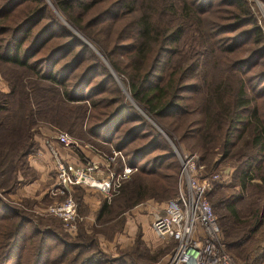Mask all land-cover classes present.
Returning <instances> with one entry per match:
<instances>
[{"label": "trees", "instance_id": "trees-1", "mask_svg": "<svg viewBox=\"0 0 264 264\" xmlns=\"http://www.w3.org/2000/svg\"><path fill=\"white\" fill-rule=\"evenodd\" d=\"M52 1L101 49L132 98L150 116L161 124L165 118L180 120L179 125L164 127L188 150L199 153L200 165L236 158L240 190L254 182L262 203L249 212L242 230L246 235L236 236L237 241L229 244L240 246L253 240L264 224V175L260 174L264 168V68H256L264 56V35L248 0ZM224 5L231 8L223 9ZM169 55L173 58L165 72L162 58ZM0 64L13 70L0 66L6 84L5 90L0 89V141L12 139L6 148L16 157L10 164L0 161V176H5L0 178L2 192H13L20 183L19 164H24V158L28 164V157L39 148L34 138L37 128L44 122L59 126L71 113L87 121L79 131L84 133L81 138L108 150L120 149L136 167L134 173L157 175L160 159L174 157L168 145L149 130L147 121L122 102L116 86L105 89L110 73L100 71L90 47L50 12L45 0H0ZM107 92L113 96L103 95ZM48 95L57 107L44 104ZM49 111L55 121L45 120ZM6 119L13 121L9 128ZM53 128L75 133L73 127ZM137 139L141 143L133 145ZM156 150L163 153L152 155ZM173 179L176 183L177 176ZM213 182L210 191L215 188ZM133 186L143 189L144 183L137 179ZM81 187L77 191L82 192ZM240 198L226 205L233 218H237L234 202ZM39 224L0 199V264L125 262L123 256L102 255L97 241L85 238L82 231L74 237L70 231ZM230 235L235 236L228 230L226 236ZM259 247L257 258L263 260L264 240L254 249Z\"/></svg>", "mask_w": 264, "mask_h": 264}, {"label": "rangeland", "instance_id": "rangeland-1", "mask_svg": "<svg viewBox=\"0 0 264 264\" xmlns=\"http://www.w3.org/2000/svg\"><path fill=\"white\" fill-rule=\"evenodd\" d=\"M45 1L49 5L50 12L56 18H58V20L62 22V24H64V26H66L68 30H70V32L77 36L80 41H83L90 47V49L92 50V54L95 55L97 61L99 62V66H101L100 71L102 72L107 70L110 73V81L105 86V89H112V87L116 86L118 89V95L121 98L122 102L129 104L134 111L141 115V117H143L144 120L147 121L149 130L152 131L154 135L162 139V143L168 145L169 149L174 154V157L171 159H160L161 162L158 165L157 169L159 174L150 175L134 173L127 180H125L119 192L112 198L111 202L109 201L107 203L108 205L105 206L102 215L98 218L97 221L95 219L94 222L93 220H89V223H83L87 218V215L85 214L87 213V211L84 208V203L81 202V199L83 200V197L81 196L83 194V191L80 192L77 191L76 188H74L72 196L77 203V210L81 214L82 219L79 220V222L75 223V229L73 230L76 231L77 229L78 233L82 231L85 238L92 237L93 239H95L97 241L95 246L96 248L100 249L102 255L107 257L120 258L123 256V258L125 259V262H123V264H166L168 257L173 250L174 243L169 239L159 238L153 233L151 229V220L153 217V213L161 209L166 203L172 202L175 199L178 192V172L181 165V157L184 154L190 153L191 151V153H194L195 156H198L199 153L196 150H188L187 146L179 139L177 135L171 133L173 135L171 136L166 130L168 127H164L166 125L169 126V124L179 125L180 120L175 119V117L165 118L161 120V122L163 123L161 124L152 116H150L146 112L144 107L132 98L128 87L122 80V77L112 68L101 49L72 25L68 21L66 16H64V14H62L55 7L52 0ZM248 2L256 23L260 26L264 35V1L262 2L261 0H248ZM222 7L223 9L231 8V6L225 5ZM182 44H184V40L182 41L181 45ZM172 58L173 56L171 55H169L168 57L164 56V58H162L163 65L166 69L165 72L171 66ZM187 60L189 61L188 58H185L184 66H187ZM0 66L5 71H7V69L13 71L11 67H5L2 64H0ZM256 68H264V56L258 62ZM21 70L22 69L17 70L18 74H21ZM103 95H106L108 97L113 96L112 93L108 92ZM50 97L52 96H47L44 104L52 108L57 107L58 104L56 100H53ZM185 103L190 105V100L187 99ZM41 107H43V105H41ZM261 107L264 109V104L261 105ZM74 112L81 113L77 108H74ZM195 115L196 113H194L192 117H195ZM44 118H46L45 120H48L49 118V121L51 120L52 122V120L55 121L54 119L56 118V116H53L49 111L48 117L44 116ZM11 122L13 121L6 119L7 128H9ZM80 123L81 128H79ZM86 123L87 121L85 120V118H83L82 116H80V118H73L72 113L68 114L65 119H61L60 123H57L60 124L59 126H55L54 124L48 122L42 123V125L39 127L41 128V133L45 135L43 139H41L42 143H44L45 150L48 151V149L46 148V143H49L58 151L59 149H61L60 147H63L56 142L55 138L50 136L51 134H54V137L61 132L68 134V132L64 130H58L53 127H61L64 129L73 127L76 134L74 133L73 135H68L74 139H77L79 144H90L100 150L102 149V152L109 151L108 149H105L103 147L101 148L80 137V135L84 133L80 134L79 131L80 129L83 130L84 124ZM192 125L195 124L192 122ZM22 127L24 131V126ZM7 132L8 131H5L4 135L8 136L9 134H7ZM34 138L39 143V141L36 139V132L34 133ZM138 143H141L140 139H137L133 145H136ZM7 144H13V140L11 139L10 141H0V155L3 154L4 158L1 159L2 156H0V161L5 162V164H10L11 160L13 159L15 161L16 157L14 153L8 154V148H6ZM66 149H72V147ZM41 150L43 149L41 148V143H39L38 150H36L33 154H37ZM161 153H163V150H156L152 155H158ZM29 157L28 164L25 165V158L23 160L24 164H19L20 167L17 173L20 184L23 183L22 185L19 184L20 186L17 188H20L22 190L29 186V192L27 196H25L26 192L22 191L21 193L17 192V194H14L17 188H15L13 192L9 193H4L0 190L1 201L5 204L21 209L22 214L33 219L34 223H40L39 225L41 226H44L45 223H48L51 224L54 229H60L67 232V227L59 218L46 214L44 212L45 207L49 203L57 200L49 195L50 189L54 187L56 183L54 166H52V179H49L48 181H44L42 183H36L34 179L36 177L35 169L30 165ZM50 160H52V158H50ZM20 162L22 163V160H20ZM203 165L204 167H202V169L200 170V173L202 175H217L216 178H213V185L215 184V188L210 191L207 198L212 205L213 211L218 219V226L221 232L220 242L224 243L225 250L233 258L235 263L264 264V259L262 260L257 258V255H259L260 253V247L256 248V250L254 249L257 244L261 245L262 241L264 240V224L257 232L254 233V239L247 244L240 246H233L232 244H229L237 241L236 236L246 235V232L242 231L245 225L244 223L247 221L246 219L249 217V212L251 211V209L262 203V194L257 191V188L253 184L254 182L246 184L245 188H243L242 191L240 190L238 186V177L235 171V157H227L216 165L211 163L208 165ZM260 174L264 175V168L260 171ZM172 175L173 178L175 177V175L177 176L176 183L175 179L172 178ZM2 177L5 176H0V178ZM137 179H140L141 182L144 183L143 189H137L133 186V182ZM88 195L86 196V204H88L90 199H92V196L90 194ZM140 195L143 196L141 199H139ZM239 195H241V198L234 202L235 208L237 209L235 210L237 213V218H233L226 205ZM137 205L139 206V208H135ZM146 206L154 207L152 213H150L148 209L146 210V213L151 214V217L148 216L147 218L149 223H146L145 220L143 223H141L138 216L139 214H141V209ZM142 224L143 226L140 227V225ZM228 230H230L231 233L235 236H226V232ZM71 232L72 233H69V235L73 236L74 231ZM69 240L74 239L70 237ZM225 242L229 244L228 247Z\"/></svg>", "mask_w": 264, "mask_h": 264}, {"label": "built area", "instance_id": "built-area-1", "mask_svg": "<svg viewBox=\"0 0 264 264\" xmlns=\"http://www.w3.org/2000/svg\"><path fill=\"white\" fill-rule=\"evenodd\" d=\"M54 138L66 148L76 149L81 145L67 133H58ZM85 146L90 147L99 160L85 157L71 162L46 143L56 179L49 195L57 200L49 203L44 212L59 218L70 232L82 219L72 196L75 187L96 189L109 202L136 171L120 149L111 146L109 151L102 152V149L90 144ZM180 162L177 195L172 202L154 212L151 220L153 233L174 243L166 264H238L225 250L224 243L220 242L217 217L206 196L217 175H202L200 170L203 166L198 163L195 154H184Z\"/></svg>", "mask_w": 264, "mask_h": 264}, {"label": "crops", "instance_id": "crops-1", "mask_svg": "<svg viewBox=\"0 0 264 264\" xmlns=\"http://www.w3.org/2000/svg\"><path fill=\"white\" fill-rule=\"evenodd\" d=\"M6 84L5 82L1 79L0 77V89L1 90H5ZM40 127L37 128L36 130V139L39 141V143H41V148L43 150H41L39 153L37 154H33L30 155L29 157V162L30 165L32 166V168L35 169V174L36 177L35 182L37 183H42L44 181H48L49 179H52V166H53V160H50V158H52V156L50 155V153L48 151L45 150V146L44 143H42L43 137L45 135H43L40 131ZM51 137L54 138V134L50 135ZM41 141V142H40ZM61 149H59V152L62 156H64L65 158H67V160L71 161V162H78L80 160H82L85 157H88L92 160H99V157L91 150L89 149L87 146L85 145H80L79 148H72V149H66L63 147H60ZM20 184V183H19ZM17 187H19L20 184ZM31 184V183H30ZM34 186V185H33ZM16 187V188H17ZM76 188V187H75ZM83 188V194L81 195L83 197V200L81 199V202L84 203V208L86 209L87 213H85L87 215L86 220L83 223H89V220H93V222L98 220V211L101 209V206L106 202L108 203V201L105 199L104 195L99 193L96 189L93 188H89V187H81ZM88 189V191H87ZM26 192L25 196H27L28 192H29V186H27V188L25 189H20L17 188L14 194H17V192ZM90 194L92 196V199H90L89 201V205L86 204L87 202V198L86 196ZM89 196V195H88ZM154 206H146L143 207V209H141V214H139L138 218H140V222L143 223L144 220L146 223H149L148 221V216L151 217V214L146 213V210L148 209L150 211V213H152ZM135 208H139V206L137 205ZM152 208V209H151ZM93 216V217H92ZM142 225H140V227H142ZM73 236H78V230L76 229V231L74 230L73 232Z\"/></svg>", "mask_w": 264, "mask_h": 264}]
</instances>
